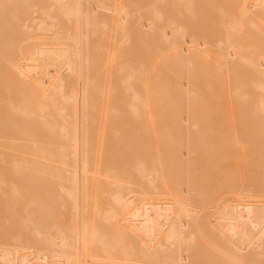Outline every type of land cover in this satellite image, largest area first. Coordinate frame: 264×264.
<instances>
[{
    "label": "bare ground",
    "instance_id": "bare-ground-1",
    "mask_svg": "<svg viewBox=\"0 0 264 264\" xmlns=\"http://www.w3.org/2000/svg\"><path fill=\"white\" fill-rule=\"evenodd\" d=\"M199 13H218V19L215 22L217 28L216 32H213V35H211L212 32L209 35L208 32L195 33L193 32L195 30L191 31L190 26L196 23ZM181 14L188 17V20L184 19L187 23L179 24L176 21L178 20L175 18L176 15L181 16ZM111 16L112 18L110 19L109 17ZM208 21H206V23L210 24L211 22ZM132 31L138 36V38H136L138 42L143 46L145 45L148 55L151 54L153 47L157 56L169 51V55L171 54V65L172 62L176 65L181 64L180 70L178 68L174 69L169 65L165 73L168 72L170 76L175 73L181 75L183 72H188L190 65L192 63L194 64L195 61L200 62L204 66L205 64L211 63V65L213 64L215 67L214 72L221 74L225 80V85L227 89H229V91H226L229 93L231 92L233 100L235 99L239 108L244 109V105L247 104L246 100L251 98L248 96L249 91H255L256 95H254V107L252 108L251 115H253L254 112L255 114L253 116L257 114L254 120H256V124H259V121L261 122L260 125L263 123L262 128L264 129V0H0V155H5L4 159H6V161L12 159L11 161H13L14 164H12L13 166L10 169L8 168V164L10 163H5L2 159L4 162L2 167L5 166V168L2 170L0 167V170H2L0 173H4L6 175H4L5 178L8 176L6 174L7 171H11L12 175L14 172L16 174L19 173V176H16L17 178L14 176L16 181H18L17 179H19L18 177H20L21 173V179L26 180L25 185L26 183L29 185L31 182H34V180L36 182L37 178H40L38 181L41 182L45 176L47 178L46 180L51 178V180L57 181L60 184L58 185L60 193L58 192L57 184L55 185L57 182L53 184L51 181V185L57 187L55 188L60 194L61 200L65 201L64 203L67 205L65 206L69 211L66 209L65 211L68 212L65 213V211H63L62 213L67 214L68 218L64 215L66 220L70 219L67 223L62 219L63 221L60 225L56 223V221H53L56 227L47 226V224L42 221L44 218L46 219V216L50 213L43 210L42 205L47 202L44 201L42 205L39 203V206L37 200H39L40 193L37 192L38 195L34 197V195L28 192L29 197L27 200L29 203L23 202L28 205L26 207L27 209L25 208L24 213H21V215L18 213L17 215L24 223V227L22 228L20 226V229H24L26 230L25 232H28L26 233L29 235L27 238H30V236L33 237V240L31 239L30 241L28 239L26 242L29 241L32 244H27L23 237L19 236L20 242H16L12 249L3 250L5 251V254L2 255L4 264H197L199 262L201 264L203 262V264H244L243 249L239 245H235V247L227 249L225 252L221 250L222 244L227 246V239L233 240L236 238V235L242 237V239L247 242L248 247H251L257 254L263 255L264 243H261L255 237L253 230L243 229L239 225L241 215L243 214L242 210L237 206L240 200L239 195L236 196L237 198L235 197V199H220L219 197V200L217 198V201H215L214 198L215 204L213 205L214 207H218V210L212 211V213L218 214L219 225L217 226L218 234H215L214 239L212 240L211 238L209 243L207 239L201 236L198 227H191L188 225L190 221L199 219L197 217L200 216V214H198L200 211L197 209L193 210L189 205L193 203L191 201L193 200V195H190L191 190L188 188L190 186L189 182L187 180L183 181L178 184V186L172 188L166 181L164 172L168 174V172L165 171L168 167V161H166L165 152H163L162 160L157 157L158 155H155L156 157L153 156L154 158H152V160L150 159V165L143 163V157L139 160L141 156L139 158L136 157L138 162L134 161V163H131L127 160V163L130 162L132 165L135 164L133 166V172H136V174L140 176V179L143 180L141 181L143 185L144 183H147L146 186L149 185L148 188L151 189L148 191L142 188L137 189L132 186L129 182L131 177L128 173H130V171L128 172L127 168L124 169V172L125 170L128 172H125L127 177L129 175V178H127L123 175V169L121 170L118 167L117 171V166L112 167L110 165L112 159L109 154V157L105 156V158L107 157V161L103 158L106 163L102 164V157H99V150L94 149L98 152L96 153L92 150L93 148H90V142L93 140L91 136H89V128L93 124H90L92 119L87 117V113H90V111L87 110L89 107H91L90 109L97 107L96 110L101 108L100 105L102 104L101 102L99 103L101 100L96 101L97 99L95 100V98L98 94L100 99H102L103 96L105 97L106 92L103 95L102 91L104 89V91H106V87H108H104L103 83H101L103 82L101 79H104L102 74L101 77H103L99 78L100 82L97 81V76L95 78L92 76L94 73L93 70L95 69L91 68L92 64H97V61L102 63L101 61L103 60L105 62L113 60L116 57V53L111 54L112 52L107 50L109 43L114 40H117L119 43H117L118 46L120 44L124 45L125 43H129L131 34L133 33ZM94 36L98 39H103L102 42H104V44H102L103 46L101 47L103 49H101L104 51L106 48L107 51L100 52L96 55V58L95 56L91 58L90 50L91 47H93L91 45V39H93ZM100 42L101 41H99V43ZM97 45L99 46V44ZM121 52V50L117 52L118 56ZM94 54L96 53L94 52ZM166 54H164V56ZM131 61H133V59ZM165 64L167 65V63ZM130 65L131 64H129V67H121L120 65V68L116 70L120 74L119 93L122 97H125V99L121 100V105L123 104L126 106L133 118L136 117V119L138 118V120H141L142 117L144 118L142 115L146 114V117L150 120L148 121L153 123V116H155L152 111L153 103L152 100L147 97L150 93L144 94L143 92V88L146 86L144 77L148 74V71L143 63L140 67H131ZM51 68L55 70L52 71ZM101 71L108 78V69H101ZM206 72L208 74L209 70ZM196 73L198 74V72ZM188 75L189 74H187V76ZM201 75L202 74H200V76ZM205 77L207 78V76ZM168 78L163 79L164 92L161 93L164 102L163 104L162 101L159 103L162 106L164 105L167 110H170L168 111L170 113L165 114L163 118L160 117L164 122V131H161V141H163L165 145L168 144V142L170 143V141H174L178 135L189 134L190 128L200 130V126L195 123V118H193L194 115L192 116V110H190V105L193 103H190V101L193 100V96L196 94V92L194 93L193 91V85L190 88L186 86L190 83V80L186 79L185 82H183L184 78L175 77L177 80L179 78V82H177L174 87L179 90L185 87L184 91L179 93L181 99L177 101V105L180 106L181 112L178 110L177 113L179 114H176V110H173L175 109V101L173 98L174 96L176 97L178 93L175 95L170 92L171 86L168 84ZM246 78H249L251 82L247 84L246 82L244 83L243 81ZM173 80L175 79L173 78ZM137 81L141 82L140 88L136 85ZM151 87L150 89H153V87ZM206 89L207 87H204V90ZM175 91L177 92L176 89ZM213 92L215 91L213 90ZM209 94L210 93H206V96L208 95L209 97L212 95V93L211 95ZM197 95H195V97H197ZM214 95L212 96L214 97ZM246 96L249 98H246ZM108 97L110 98V96ZM151 98L153 99V97ZM223 98L225 102L226 98ZM229 98L230 97H228L227 101ZM105 99L106 97L104 100ZM116 102L117 101H115V105H117ZM197 102H199V100ZM232 102L233 101L230 103ZM97 103L100 104V107ZM108 103L110 102L108 101ZM226 104L228 105L229 101ZM115 105H113L114 108L111 109L110 107V109L116 111L119 106L117 105L116 107ZM205 105L207 104L205 103ZM107 106H109V104H107ZM210 106L212 105L210 104ZM141 107L144 108V114H141ZM111 110L107 109L106 111L111 112ZM239 110L240 109H238V111ZM103 111L104 109H102V112ZM114 111L112 112L114 113ZM249 112H246V114ZM93 113L94 112H92V114ZM219 115L220 112L218 113V116ZM240 115L242 116V114ZM105 116L107 118L108 115ZM214 116L217 115L214 114L213 117ZM93 120L95 121H93L95 124V126L93 125L94 133L99 131L101 134L100 130H102V127L96 126L99 124L96 117ZM133 120L131 119V121ZM108 121H110V119ZM115 122L118 123L117 120ZM207 123L208 122H205V124ZM242 123H244V121ZM100 124H102V122ZM110 124H114V122ZM110 124L108 125L110 126ZM202 124L204 123L202 122ZM89 125L91 126L89 127ZM122 125L119 124V126ZM147 125H149V123ZM208 125H210V123ZM216 125L218 126V123ZM40 126L44 131L50 132L53 139H55L53 142L58 141L60 144L59 147L54 146L58 148L56 150L54 148L56 152L50 148L51 146H49L50 149H48V147L45 148V145L43 147L41 142L37 139L38 135L36 136L35 131ZM131 127L132 126H130V128ZM149 128L150 127H148V129ZM113 129L118 133L116 128ZM107 130L105 131L104 129L105 132H107ZM150 130L151 129H149V131ZM236 131H238L237 128ZM51 135H47L49 136L48 138H50ZM105 136L108 137L107 134ZM135 138L136 137L133 136V139ZM182 139L181 141L183 142ZM233 139L236 138L233 137ZM98 140L99 139H97V141ZM228 140H230V138H228ZM250 141L251 140H248L246 144ZM42 142H44V139ZM47 142L45 141V143ZM50 142L48 145L52 144ZM58 143L56 142L55 145H58ZM237 143L239 145L244 143L243 145L246 146L244 141L243 143ZM107 144L109 143L107 142ZM182 144V148L179 152L180 157H174L172 162H176V160L181 161L182 165L186 166L187 171L189 170L187 166L192 162L191 159H187L191 154L189 138L187 137ZM231 144H233V140ZM258 144H260V142L256 143L257 147L255 148H258ZM17 145L19 148L21 146V149L24 150L23 152H28L29 150L30 154L38 158L31 159V157H28L29 161L30 159L33 160L30 162L28 159L20 158V160L18 159L19 161L15 162L14 159L16 158H11V155L15 156L14 152H16ZM121 146H123V144ZM124 146L121 150H117L116 147V150L122 151ZM159 146L160 144L158 147ZM174 146H176V144ZM173 147L171 146V149ZM255 148L253 149L255 150ZM25 149H27V151ZM161 149L163 148L161 147ZM258 149L256 150L260 153L262 147L261 151L260 147ZM91 150L94 152H91ZM136 150H138V146ZM160 150L159 152H161ZM174 150H177V148ZM174 150L173 153L175 152ZM246 151L248 152V149ZM138 152H140V148ZM92 153H96V155ZM135 154L138 153L136 152ZM6 155H8V159L10 158L9 160L5 158ZM125 155L124 157H127V154ZM140 155H142V152ZM169 155L172 156L173 154L171 155L170 152ZM113 156L114 155H112V157ZM261 156L260 158L263 160ZM170 158L168 156V160ZM251 160L255 159L252 158ZM27 161L28 164H26ZM23 162L25 164H23ZM127 163L124 164L128 165L129 163ZM5 164H7L8 169H6ZM124 164H122V166ZM132 165L131 167L128 166L130 167L128 168L129 170H132ZM100 168H103V174L99 173L100 171L98 170H100ZM5 170L6 172H4ZM26 170L31 172L30 174L32 176L29 175ZM24 173L25 175L22 176ZM27 173L29 175L28 177L31 176L29 178L30 182L27 179L28 177H25ZM1 176L2 174H0V222L3 225L1 214H5L4 220H7V222L11 221L9 220L10 218H12L14 222V219L17 217L15 212L17 209H13V212V210L7 206L8 203H14L12 206H16L20 201L26 200L24 194L28 188L26 189V187L24 188L21 186L22 190H20L21 188L19 185L17 187L15 181L12 179L15 185H12V182L9 183L11 184L10 190L8 189L10 194H7L4 188L6 184L5 178ZM249 177L251 178V176H248V179H250ZM253 177H255V174ZM261 177L263 178L262 175ZM38 181L37 183H39ZM104 184L108 186L106 190L108 195L106 196L109 199V205L106 203L108 205L106 206L103 202L98 204L99 201H97L94 206H91L92 209L98 211V214L97 212L96 214L99 216L97 218H100V221H88L85 218V214V220L81 221L80 219H82L81 217L83 215H81L79 211H81V209L83 211L85 210L82 208L83 204L88 202L87 200H96V198L100 197L102 193L98 192L97 186L103 185V187L106 188ZM256 184L258 185V183ZM262 184L264 187V183ZM133 185L137 186L135 183ZM101 188L102 186H100L99 191L103 192ZM235 189L238 190L239 188L237 189L236 187ZM32 190L34 191V189ZM97 192L100 193V196L98 194L96 196ZM242 192L247 197H255L249 195L251 191H246V188ZM58 193L56 195L57 197L59 195ZM31 195L32 198L30 197ZM51 198L53 201L57 200H54V197ZM246 201L247 199L244 202ZM7 207L10 211V213L8 212L9 214L7 213ZM52 210V212H55L54 209ZM196 210L198 212H196ZM44 211L48 213L46 214ZM85 211H87V209ZM251 214L255 218L256 223L264 229V208L252 211ZM58 216L60 217V214H58ZM78 219L80 222L76 223ZM12 221L10 224L13 225L14 223ZM22 222L18 221V225ZM5 224L6 223H4V225ZM18 225L16 224L17 227H19ZM9 228H11V226ZM14 230H16V227H14ZM3 231L6 232L5 229ZM3 231L0 230V232ZM12 233L14 234L13 231ZM10 234L8 233V235ZM17 234L19 235L18 231L15 233L17 238H14L18 241L19 238ZM224 236L227 239H225ZM14 238L12 240H14ZM200 249H205L206 251L210 250L209 255L205 254L198 257L195 252Z\"/></svg>",
    "mask_w": 264,
    "mask_h": 264
},
{
    "label": "rangeland",
    "instance_id": "rangeland-1",
    "mask_svg": "<svg viewBox=\"0 0 264 264\" xmlns=\"http://www.w3.org/2000/svg\"><path fill=\"white\" fill-rule=\"evenodd\" d=\"M213 15H214V17H213ZM183 16V17H182ZM179 17H181V18H179ZM110 19L112 18V16L111 17H109ZM176 19H178V20H176L179 24H184V23H187V21H185L186 19L188 20V17L187 16H184L183 14H181V16L180 15H176V17H175ZM199 18V19H198ZM185 19V20H184ZM208 19H209V21H208ZM211 19H212V21H211ZM218 19V13H199V15L197 16V21H196V23L195 24H193V26H190V29H191V31H193V30H195V31H193V32H195V33H202V32H208V34L210 35L211 34V32H212V34L211 35H213L215 32H216V25H215V22H216V20ZM200 22H199V21ZM206 21H208V22H211L210 24L209 23H206ZM199 22V23H198ZM197 23H198V25H197ZM201 23V24H200ZM196 26V27H195ZM200 28H198V27ZM203 29H202V28ZM196 28H198V29H196ZM213 29V30H212ZM206 30V31H205ZM198 31V32H197ZM133 32V31H132ZM214 32V33H213ZM133 35H134V37H133ZM96 36H94L93 37V39H91V45L93 46V47H91V50H90V57L91 58H93L94 56H95V58H96V55L97 54H99L100 52H106L107 50L108 51H111L112 53L111 54H114V53H116V57L113 59V60H111L110 62H105L104 60L103 61H101L102 63H100L99 61H97V64H92V69L93 68H97L96 70L94 69L93 70V72L94 73H96V74H94L93 73V75L92 76H94V78L96 77L97 78V81H99L100 82V77H101V74L104 76V79H101V80H103V82H101V83H103V85H104V87H106V86H108V87H106L107 88V90L106 91H102V93H103V95H104V93L106 94L105 95V97H106V99L104 100V96L102 97V99H100V96H99V94L96 96V95H94V96H96V98H95V100L96 101H98V100H101V101H99V103L101 102V104L102 105H100V104H98L97 103V105L99 106H101V108H99L98 110H96L97 109V107L96 108H93V109H90L91 107H89L88 108V110L87 111H90V113L88 112H86L87 114V117H89V118H91L92 120L90 121V124H93L94 126H95V124H94V120L93 119H95V117H96V120H97V122L99 123V124H97V122H96V126H99V127H102V130H100L101 131V134H100V132L99 131H97V132H95L94 133V126L92 127L91 125H89V136H91V139L93 140H91L92 142H90L91 143V145H90V148H93L92 150H94V149H98L99 150V157H102L101 158V161H102V164H105L106 163V158H105V156H108L109 157V155H110V157H111V159H112V161H110L111 163H110V165L113 167H115V166H117V168H116V170L118 169V167H119V169H123L122 170V172L124 173L123 175H125L126 177H127V174L126 173H128L129 171H130V173H128V174H130V177H131V179L129 180V182L131 183V185L132 186H134V187H136L137 189H140V188H142L143 190H148V191H150V189L151 188H148L149 187V185L148 186H146V184L147 183H144V185L141 183V181H143L142 179H140V176L138 175V174H136V172H133V170H134V165H132L131 163H134V161L136 162H138V160H137V158H139L140 156V158H139V160H141V158H142V161H143V163H145L146 165L148 164V165H150V163H151V160H152V158H154V157H156L157 155V157H159L160 158V160H162V158H163V152H165L166 153V161H168V163H167V170H165L166 172H168V174L167 173H165L164 172V174H165V178H166V181H167V183L169 184V186H171L172 188L173 187H175V186H178V184H180L181 182H183V181H188L189 182V189L191 190V194L190 195H193V200H191L193 203H190L189 205L192 207V209L194 210V209H197V210H199L200 211V213L196 210V212H198V214H200V216H198L197 218H199V219H196V220H193V221H190L189 223H188V225L189 226H191V227H198V229H199V233L201 234V236L203 237V238H205V239H207V241L210 243V240H211V238H212V240L214 239V235L215 234H218V231H217V226L219 225L218 224V214H216V213H212V211H215V210H218V207H214V205L213 204H215V201H217V198H218V200H219V197H220V199H235V197L236 196H238L239 195V198H240V200H239V202H238V204H237V206L240 208V210H242V215H241V219H240V221H239V225L243 228V229H251V230H253L254 231V233H255V237L261 242V243H264V229L260 226V225H258L257 223H256V220H255V218L252 216V214H251V212L252 211H257V210H259L260 208H264V187H263V184L262 183H264V129L262 128V125H263V123H262V125H260V121H259V119H258V121H259V124H256V120H254V117H257V114H256V116H253L254 114H255V112L253 113V115H251L252 114V108L254 107L253 106V99L255 98L254 97V95H256V92L255 91H249V97H251V98H249L248 96H246V98H249V99H247L246 100V98H245V100L247 101H245L247 104H248V106H247V104L246 103H243V104H246V105H244L243 107H244V109L243 108H239L237 105V103H236V101H235V99L233 100V96H232V94H231V92L229 93L228 91H229V89H227V87H226V85H225V80L223 79V77L221 76V74H219L218 72V74L216 73V72H214V69H215V67L213 66V64L211 65V63L210 64H207V65H209V66H207L206 64H205V66L203 65V64H201L200 62H198V61H195L194 62V64L192 63L191 65H190V67H189V71L188 72H183L181 75H178L177 73H175V74H171V76H170V74L168 75V72H166L165 73V71H167V69H168V67H169V65H171V60H170V57H171V54L169 55V51H167V52H165V53H162L161 55H156V51L154 50V47H153V49H152V52H151V54L150 55H148V51H147V48H145V45L143 46V45H141L139 42H138V39H136V38H138V36L136 35V33H132L131 34V40L129 41V43H125L124 45L122 44H120L119 46L117 45V40L115 41H111L110 43H109V45H108V47H107V50H106V48H105V50L103 51L102 49V47L101 46H103L102 44H104V42H102V40L101 39H98L97 37L95 38ZM133 39V40H132ZM99 41H101L100 43H99ZM134 41V42H133ZM116 42V43H115ZM133 42V43H132ZM97 44H99V46L97 45ZM119 44V43H118ZM95 46V47H94ZM129 46V47H128ZM110 47V48H109ZM102 48V49H101ZM122 48V49H121ZM130 48H131V50H130ZM111 49V50H110ZM122 51L121 52V54H119V56H118V54H117V52L118 51ZM129 50V51H128ZM140 51V52H139ZM153 51H155V52H153ZM94 52L96 53V54H94ZM125 52H127V53H125ZM124 53V54H123ZM167 53V54H166ZM128 54V55H127ZM164 54H166L165 56H164ZM163 55V56H162ZM122 56V57H121ZM98 57V56H97ZM133 59V61H131ZM138 59V60H137ZM169 60H170V62H169ZM107 61V60H106ZM126 61H128V62H126ZM141 63H140V62ZM164 61V62H163ZM166 61V62H165ZM96 62V61H95ZM98 62H99V64H98ZM130 62V63H129ZM169 62V63H168ZM109 63V64H108ZM142 63H143V65L145 66V68L147 69V71H148V74L144 77V83H145V85L146 86H149V87H146V86H144V88H143V92H144V94H149L147 97L150 99V100H152V103H153V106H152V111H153V115H155V116H153L154 117V119H153V123H151V122H149L150 120L146 117V114L145 115H142V116H144V118L142 117H140L141 118V120H138V118L136 119V117L135 118H133L132 117V115L130 114V112L127 110V108H126V106H124L123 104L121 105V103H122V101L121 100H123V99H125V97H122L121 96V94L119 93L120 92V87H119V80H120V74H119V72H117L116 70L118 69V68H120V65H121V67L122 66H124V67H129V64H131L130 66L132 67H140V65H142ZM163 63V64H162ZM165 63H167V65L165 64ZM113 64V65H112ZM105 65V66H104ZM165 65V66H164ZM117 67V68H116ZM167 67V68H166ZM171 67L172 68H174V69H181V64H178V65H176V64H173V62H172V65H171ZM176 67V68H175ZM194 67H195V69H194ZM202 67H205V68H202ZM165 68H166V70H165ZM101 69L103 70V69H105V70H107L108 69V72H109V74L107 73V71H106V73H107V75H108V78L102 73V71H101ZM51 70L52 71H54L52 68H51ZM196 70V71H195ZM200 70H202V71H200ZM207 70H209V72H208V74H207ZM99 71V72H98ZM113 71V72H112ZM191 71V72H190ZM204 71V72H203ZM211 71V72H210ZM117 72V73H116ZM196 72H198V74L196 73ZM98 73H100V74H98ZM112 73V74H111ZM189 74L188 76H187V74ZM99 75V77H98V75ZM193 74H195V75H193ZM197 74V75H196ZM200 74H202L201 76H200ZM210 74V75H209ZM113 75V76H112ZM115 75V76H114ZM168 75V76H167ZM182 75H184V76H182ZM102 76V77H103ZM170 76V77H169ZM172 76H174V77H172ZM182 77V78H184V81L183 82H185V80L186 79H188V80H190L189 82L190 83H188L186 86L187 87H192V85H193V91H194V93L196 92V94H194V98H193V100L192 101H190V103L191 102H193V103H191L192 105H190V110H192L191 111V114H192V116H193V118H195V123H197L199 126H200V130H196L195 128H190V132H189V134H181V135H178V136H176V139L174 140V141H170V143L168 142V144H164L163 143V141H161L162 140V132L164 131V122L162 121L163 119V116H165V114H168V113H170V112H168V111H170V110H167V108H165V106L163 105H161V104H159L160 103V101H162V104H163V100H164V98H163V95H162V93L164 92V88H163V86H164V82H163V79L164 78H168V84L171 86V93H174L175 95L177 94V96L175 97L174 96V98H173V100L175 101V106H174V108L175 109H173V110H176L175 111V113L176 114H179V113H177L178 112V110H179V112H181V109H180V106H178L177 105V101H179L180 99H181V97L179 96V93L180 92H182V91H184V88H182V89H178V88H175L174 86H175V84L177 83V82H179V78H178V80L175 78V77ZM200 76V77H199ZM205 76H207V78L205 77ZM101 77V78H102ZM105 77H106V79H105ZM112 77H114V78H112ZM203 77H205V78H203ZM220 77V78H219ZM173 78L175 79V80H173ZM201 78V79H200ZM203 78V79H202ZM221 79V80H220ZM108 80V81H107ZM148 80V81H147ZM156 80H159V81H156ZM162 80V81H161ZM172 81H173V83H172ZM222 82V83H221ZM244 83L246 82V84L247 83H250L251 81L249 80V78H246L244 81H243ZM106 83V84H105ZM113 83H115V84H113ZM160 83V84H159ZM220 83H221V85H220ZM113 86H112V85ZM152 84V85H151ZM161 84H162V86H161ZM111 85V86H110ZM114 85H115V87H114ZM136 85L138 86V88H140V86H141V82H139V81H137L136 82ZM156 85H158V86H160V87H158V86H156ZM211 85V86H210ZM153 87V89H150V87ZM195 86V87H194ZM196 86H197V88H196ZM111 87H112V89H111ZM118 88V90H117V88ZM151 87V88H152ZM155 87V88H154ZM204 87H207V91L206 90H204ZM147 88V89H146ZM163 88V89H162ZM211 88H212V90H211ZM226 88V89H225ZM113 89H116V90H113ZM157 89H159V90H157ZM175 89L177 90V92L175 91ZM197 89V90H196ZM218 89V90H217ZM110 90V91H109ZM147 90V91H146ZM157 90V91H156ZM161 90V91H160ZM202 92H201V91ZM213 90L215 91V92H213ZM226 90H228V91H226ZM93 92H94V90H93ZM117 92V93H116ZM147 92V93H146ZM155 92V93H154ZM162 92V93H161ZM225 92H226V94H225ZM228 92V93H227ZM96 93V92H95ZM110 93V94H109ZM206 93H210L209 95H211V93H212V95H214V93H215V95H214V97L211 95V96H209L208 97V95L206 96ZM153 94V95H152ZM161 94V95H160ZM198 94V95H197ZM201 94V95H200ZM203 94H204V96H203ZM219 94V95H218ZM225 94V95H224ZM195 95H197V97H195ZM200 95V96H199ZM252 95V96H251ZM108 96H110V98L108 97ZM199 96V97H198ZM219 96H222V97H219ZM109 99H108V98ZM151 97H153V99L151 98ZM156 97V98H155ZM202 97V98H201ZM223 97H225L226 98V100H225V102H224V98ZM228 97H230L229 98V104L227 105L226 103H228V101H227V99H228ZM179 98V99H178ZM198 98V99H197ZM199 98H201V99H199ZM222 98V99H221ZM113 99V100H112ZM162 99V100H161ZM192 99V98H191ZM190 99V100H191ZM203 99V100H202ZM212 99H214V100H212ZM230 99H231V101H233L232 103H230L231 101H230ZM94 100V101H95ZM110 102V103H108V101ZM121 102H120V101ZM199 100V102H197ZM205 100V101H204ZM115 101H117L116 102V104L119 106L118 108H119V113H120V115H119V113H118V108H117V112L116 111H114V110H111L112 108H114V106L113 105H115ZM227 101V102H226ZM250 101V102H249ZM158 102V103H157ZM207 104V105H205V103ZM104 103V104H103ZM123 103H124V101H123ZM199 103V104H198ZM202 103V104H201ZM204 103V104H203ZM208 103H209V106H208ZM215 103V104H214ZM107 104H109V106H107ZM156 104H157V106H156ZM196 104V105H195ZM210 104L212 105V106H210ZM104 105V106H103ZM110 105H112V106H110ZM117 105H115L116 107H117ZM161 107H160V106ZM195 105V106H194ZM197 105H199V106H197ZM241 105V104H240ZM239 105V106H240ZM120 106H121V108H120ZM123 106V107H122ZM177 106V107H176ZM235 106H237V107H235ZM103 107V108H102ZM110 107H111V109H110ZM231 107V108H230ZM250 107V108H249ZM142 108V107H141ZM197 108V109H196ZM220 108V109H219ZM233 108V109H232ZM102 109H104V111L102 112ZM107 109H109V110H111V112L109 111V112H107L106 110ZM169 109V108H168ZM238 109H240L239 111H238ZM93 110V111H92ZM97 111V113H96V111ZM243 110V111H242ZM250 112H249V111ZM101 111V112H100ZM112 111H114V113L116 114H114ZM144 108H142V110H141V114L143 113L144 114ZM167 113H166V112ZM254 111V110H253ZM50 112H52V111H50ZM92 112H94L93 114H92ZM220 112V118H219V116H218V113ZM233 112H234V114H233ZM242 112V113H241ZM246 112H249V113H247L246 114ZM245 113V114H244ZM53 114V113H52ZM91 114H92V117H91ZM122 114V115H121ZM196 114V115H195ZM217 115V116H214L213 117V115ZM233 114V115H232ZM240 114H242V116L240 115ZM95 115V116H94ZM105 115H108L107 116V118H106V116ZM120 116V118H119V116ZM156 115H157V117H156ZM160 115V116H159ZM246 115V116H245ZM198 118H197V117ZM200 116V117H199ZM236 117V118H234V117ZM238 116V117H237ZM241 116V117H240ZM245 118H244V117ZM248 116H249V119H248ZM131 117V118H130ZM139 117V116H138ZM160 117H162V118H160ZM217 117V118H216ZM222 117V118H221ZM233 117V118H232ZM218 121H216L215 119ZM219 118V119H218ZM224 118V119H223ZM229 118V119H228ZM242 118V119H241ZM253 118V119H252ZM110 119V121H108ZM112 119H116L117 121H118V123L117 122H115L116 120H112ZM120 119H122V120H120ZM124 119V120H123ZM131 119L134 121H131ZM136 119V120H135ZM204 119V120H203ZM209 119V120H208ZM239 119V120H238ZM241 119V120H240ZM257 119V118H256ZM103 120V121H102ZM149 120V121H148ZM158 120V121H157ZM212 120H213V122H212ZM236 120V121H235ZM251 120V121H250ZM254 120V121H253ZM94 121V122H93ZM197 121H199V122H197ZM210 121V122H209ZM220 121V122H219ZM238 121V122H237ZM244 121V123H242ZM246 121V122H245ZM257 121V122H258ZM91 122H93V123H91ZM102 122V124H100ZM108 122V123H107ZM114 122V124H110V123H113ZM202 122L204 123V124H202ZM205 122H208L207 124H205ZM218 123V126L216 125L217 123ZM223 122V123H222ZM116 123H117V125H116ZM131 123V124H130ZM135 123V124H134ZM149 123V125H147ZM151 123V124H150ZM210 123V125H208ZM220 123V124H219ZM226 123V124H225ZM108 124H110V126L108 125ZM119 124H124V125H122V126H119ZM129 124H130V126H132L131 128H130V126H129ZM202 124V125H201ZM224 124V125H223ZM246 124V125H245ZM101 125V126H100ZM104 125H106V126H104ZM116 125V126H115ZM128 125V126H127ZM221 125V126H220ZM232 125V126H231ZM250 125V126H249ZM254 125V126H253ZM259 125V126H258ZM146 126V127H145ZM226 126V127H225ZM106 127V128H105ZM117 127H119V128H117ZM148 127H150L149 129H151L150 131H149V129H148ZM217 127V128H216ZM218 127H221V128H218ZM261 127V128H260ZM113 128H116V130H118V133L116 132V131H114L115 129H113ZM145 128H147V129H145ZM161 128V129H160ZM230 128V129H229ZM236 128H237V130L238 131H236ZM258 128V129H257ZM259 128H260V130H259ZM104 129H105V131L108 129L109 131H113V132H109L108 130H107V132H105L104 131ZM243 129V130H242ZM249 129V130H248ZM143 130V131H142ZM146 130H148V131H146ZM225 130H228L229 131V133H228V131H225ZM246 130V131H245ZM255 130H256V132H255ZM263 130V131H262ZM43 131V132H42ZM121 131V132H120ZM124 131V132H123ZM162 131V132H161ZM232 131V132H231ZM254 131V132H253ZM260 131V132H259ZM114 132H116V133H114ZM237 132V133H236ZM245 132V133H244ZM253 132V133H252ZM47 136V135H51L50 134V132L48 131H44V129H42V127L40 126L39 128H37L36 129V131H35V134H36V136H37V139L41 142V144H42V146L44 147V145H45V148L46 147H48V149H50V148H52V150H54V148H55V150L56 149H58V148H56V147H54V146H60V144L58 143V141H55V142H53L55 139H53V137H52V135H51V139L50 138H48L49 136H45L44 134ZM92 133V134H91ZM110 133V134H109ZM116 134V135H112V134ZM148 133V134H147ZM262 133V134H261ZM91 134V135H90ZM100 134V135H99ZM107 134V136L108 137H106L105 135ZM122 134V135H121ZM232 134H233V136H232ZM237 134V135H236ZM245 134V135H244ZM249 134H250V137H249ZM131 135V136H130ZM247 135V136H246ZM257 135V136H256ZM106 138H105V137ZM124 136V137H123ZM127 136V137H126ZM129 136V137H128ZM133 136L134 137H136L135 139H133ZM157 136V137H156ZM212 138H211V137ZM236 136V137H235ZM240 136H241V138H240ZM95 137H96V140H95ZM112 139H111V138ZM189 138V140H190V146H191V154L187 157V159H191V163L189 164V166H187V168L189 169V170H187L186 171V166H183L182 165V163H181V161H177L176 160V162H172V159H174V157H180V155H179V152H180V150H181V148H182V143L186 140V138ZM233 137L234 138H236V139H233ZM247 139H246V138ZM252 137V138H251ZM44 139V142H42L43 141V139ZM105 138V139H104ZM127 138V139H126ZM183 138V139H182ZM228 138H230V140H228ZM238 138V139H237ZM239 138H240V141H239ZM48 139H49V141H48ZM53 139V140H52ZM97 139H99L98 141H97ZM103 139V140H102ZM109 139V140H108ZM132 139V140H131ZM181 139L183 140V142L181 141ZM245 139V140H244ZM107 140V141H106ZM112 140V141H111ZM114 140V141H113ZM225 140H228V141H225ZM232 140H233V144H234V146H233V144H231L232 143ZM235 140V141H234ZM248 140H251L250 142H248L249 143V145H248V143L246 144V142L248 141ZM255 140V141H254ZM45 141L47 142V143H45ZM50 141H52V142H50ZM95 141V142H94ZM110 141V142H109ZM117 141V142H116ZM118 141H119V143H118ZM140 141V142H139ZM142 141V142H141ZM177 141V142H176ZM179 141H180V143H179ZM231 141V142H230ZM243 141L245 142V144H246V146H244L243 144ZM254 143H253V142ZM52 143V144H49L48 145V143ZM58 143V145L56 144L55 145V143ZM94 142V143H93ZM103 142V143H102ZM107 142L109 143V144H107ZM115 145H113L112 143ZM159 142V143H158ZM182 142V143H181ZM230 142V143H229ZM237 142H242L243 144H238ZM260 142V144H258L259 146H258V148L260 147V151H261V147H262V151L259 153L258 151H259V149L258 148H255V147H257L256 146V143H259ZM111 143V144H110ZM118 144V145H116V144ZM126 143V144H125ZM172 143V144H171ZM95 144V145H94ZM99 144V145H98ZM123 144V146H124V149H122V151H117V150H121V148H123V146H121ZM160 144V146L158 147V145ZM176 144V146H174ZM230 144V145H229ZM239 146H238V145ZM254 144V145H253ZM53 145V146H52ZM102 145V146H101ZM111 145H112V147L114 148H112L111 147ZM168 145H169V147H168ZM237 147H236V146ZM261 145V146H260ZM263 145V146H262ZM49 146H51L50 148H49ZM110 146V147H109ZM129 146V147H128ZM136 146V147H135ZM137 146H138V150H136L137 149ZM171 146L175 149V148H177V150H174L173 148L171 149ZM211 146V147H210ZM241 146V147H240ZM101 147V148H100ZM104 147H105V149H104ZM108 147V148H107ZM116 147H117V150H116ZM161 147L163 148V149H161ZM246 147V148H245ZM103 148V149H102ZM110 148H111V150H110ZM119 148V149H118ZM139 148H140V152H138L139 151ZM169 148V149H168ZM253 148H255V150L253 149ZM21 149V146H20V148H19V146L17 145L16 146V152H14L15 153V156H13V155H11L12 157L11 158H13L14 159V157L16 158V159H14L15 160V162L16 161H19L20 160V158H22V159H28V161H29V158L31 157V159H34V158H38L37 156H33L32 154H30L29 153V150H28V152H23L24 150H20ZM107 149V150H106ZM109 149V150H108ZM161 149V150H160ZM248 149V152L246 151V150ZM256 149H258V151L256 150ZM26 151H27V149H25ZM54 150V151H55ZM91 150V152H96V153H98L96 150H94V151H92ZM159 150L161 151V152H159ZM173 150L175 151L174 153H173ZM204 150V151H203ZM241 150H242V152H243V154H242V152H241ZM103 153H102V152ZM107 151V152H106ZM117 151V152H116ZM128 151H130V152H128ZM135 151V152H134ZM177 151V152H176ZM255 151H257V152H255ZM56 152V151H55ZM138 153V154H135V153ZM141 152H142V155H144L145 156V158H144V156H142V155H140L141 154ZM170 152H171V155L172 156H170L169 154H170ZM193 152V153H192ZM207 152V153H206ZM23 153V154H22ZM26 153V154H25ZM28 153V154H27ZM96 153L94 154V153H92L93 155H96ZM107 153V154H106ZM132 155H131V154ZM250 153V154H249ZM91 154V155H92ZM102 156H101V155ZM109 154V155H108ZM122 154V155H121ZM125 154H127V157H124V156H126ZM160 154H162V155H160ZM248 154H249V156H248ZM253 154V155H252ZM29 155V156H28ZM112 155H114L113 157H112ZM118 155V156H117ZM134 155V156H133ZM136 155V156H135ZM137 155H139V156H137ZM156 155V156H155ZM243 155H244V157H243ZM262 155V156H261ZM2 156H3V158H2ZM4 156L5 155H0V167H1V169L3 170L4 168H5V166H3L2 167V164L5 162H9L10 164H8L9 165V167L7 166V164H5L6 165V169H8V168H10L11 169V167L14 165L13 164V161H6V159H4ZM18 158H17V157ZM33 156V157H32ZM133 156V157H132ZM154 156V157H153ZM168 156H169V160H168ZM260 156L261 157H263V160H262V158H260ZM8 157V155H6V157L5 158H7ZM29 157V158H28ZM117 157H121L120 159L119 158H117ZM129 157V158H128ZM132 157V158H131ZM137 157V158H136ZM204 157V158H203ZM256 157V158H255ZM103 158H105V160L106 161H104V159ZM123 158V159H122ZM131 158V159H130ZM186 158V157H185ZM255 159V160H251V159ZM2 159L4 160V162L2 161ZM10 159V158H9ZM8 158H7V160H9ZM19 159V160H18ZM30 159V161H33V160H31ZM136 159V160H135ZM151 159V160H150ZM199 159H201V160H199ZM249 159V160H248ZM125 160V161H124ZM127 160L128 161H130V162H128L127 163ZM259 160V161H258ZM21 161H25V160H21ZM28 161L26 162V164H28ZM29 161V162H30ZM133 161V162H132ZM196 161H198V162H196ZM241 161V162H240ZM245 161V162H244ZM261 161V162H260ZM14 162V163H15ZM104 162V163H103ZM117 162V163H116ZM178 162V163H177ZM181 164H180V163ZM258 162V163H257ZM18 163V162H17ZM20 163V162H19ZM124 163H127L128 165H126V164H124ZM260 163V164H259ZM13 164V165H12ZM23 164H25L24 162H23ZM122 164H124L125 166H127V167H125L124 165L122 166ZM174 164H176V165H174ZM207 164V165H206ZM258 164V165H257ZM11 165V166H10ZM131 165H132V170H129L128 168H130L131 167ZM224 165H226V166H224ZM255 165V166H254ZM121 166V167H120ZM128 166H130V167H128ZM177 168H176V167ZM203 166V167H202ZM8 167V168H7ZM123 167V168H122ZM174 167V168H173ZM179 167H181V168H179ZM127 168V170H128V172L125 170V172H124V169H126ZM169 168V169H168ZM171 168V169H170ZM179 168V169H178ZM202 168V169H201ZM12 169H14V168H12ZM2 170H0V172L2 171ZM198 170V171H197ZM12 171H15V170H12ZM98 171H100L99 173L100 174H103V168H100V170H98ZM118 171V170H117ZM173 171H175V172H173ZM196 171V172H195ZM253 171V172H252ZM257 172V174H256V172ZM4 172H6V170L4 171ZM26 172H28L27 170H26ZM122 172H121V174H122ZM132 172V173H131ZM189 172V173H188ZM29 173V175H31L30 173L31 172H28ZM28 173H27V176H25V177H28L29 175H28ZM120 173V172H119ZM135 173V174H134ZM199 173V174H198ZM260 173V174H259ZM0 174H2V176L1 177H3V178H5V174L4 173H0ZM6 174L8 175L4 180H5V193H7V194H10V191H8V189L10 190V188H11V184L12 185H15L16 184V186L18 187V185H19V187L21 188V186L22 187H26V193L24 194V197H25V199L27 200L28 199V192H29V194H32V195H34V197H36V195H38L37 194V192H39L40 194V197H39V200H37V203L39 204V203H41V205H42V203L44 202V201H46L47 203H43V210H45V211H48V212H50V213H48V212H45L46 214L48 213V215L46 216V219L44 218L42 221L44 222V223H46L47 224V226H54V227H56V224L54 225V223H53V221H56V223H58L59 225H60V223H62V221L63 220H65L64 222L65 223H67L70 219H68V220H66V218H65V216L64 215H66V217H67V214H65V213H67L68 211H69V209L66 207L67 205L64 203L65 201L63 200H61V197H60V192H59V186L58 185H60L57 181H53V180H51V178L50 179H48V180H46L47 178H46V176L43 178V180H42V178H41V182H39L38 181V179L40 180V178H37V180H36V182H35V180H34V182H31L29 185H28V183H26V185H25V182H26V180H23V179H21V173H20V177H18L19 179H17L18 181H16V176L19 174H16L15 172H14V174L12 175V172L10 171H7L6 172ZM254 174H255V177H253L254 176ZM5 175V176H4ZM25 175V173L22 175V176H24ZM123 175H122V177H123ZM134 175V176H133ZM169 177H168V176ZM261 175L263 176V178L261 177ZM9 176H11V177H9ZM13 176V177H12ZM16 178H15V177ZM19 176V175H18ZM32 176V175H31ZM30 176V177H31ZM38 176V175H37ZM137 176V177H136ZM138 176H139V179H138ZM248 176H251V178L250 179H248ZM30 177H28L27 179L29 180V178ZM34 177H35V179H36V176H35V174H34ZM34 177H33V179H34ZM40 177V176H39ZM246 177H247V179H246ZM258 177V178H257ZM23 178V177H22ZM124 178V177H123ZM127 178H129V175H128V177ZM12 179L15 181V184H14V181L12 182ZM256 179H258V180H256ZM23 180V181H22ZM32 180V179H31ZM127 180V179H126ZM134 180V181H133ZM19 181H20V183H19ZM37 181L40 183V184H42L43 185V183H44V185L42 186V185H40L39 183H37ZM46 181H48V182H46ZM53 182V184L55 183V182H57V183H55V185L56 186H58V192L56 191V186H54V185H51L52 184V182ZM133 181V182H132ZM136 181V182H135ZM255 181H256V183H258V185L255 183ZM10 182H12L11 184H9ZM22 182V183H21ZM24 182V183H23ZM29 182H30V180H29ZM145 182V181H144ZM246 182V183H245ZM35 183V184H34ZM135 183V184H137V186L136 185H133V184ZM21 184V185H20ZM24 184V185H23ZM259 184H260V186H261V188H260V186H259ZM105 185V184H104ZM139 185H140V187H139ZM257 185V186H256ZM54 186V187H53ZM100 186H102V188H101V190L103 191V192H101V191H99V189H100ZM256 186V187H255ZM7 187V188H6ZM46 187V188H45ZM51 187V188H50ZM53 187V188H52ZM56 187V188H55ZM99 187V188H98ZM105 187L106 188H104L103 187V185H99V186H97V190H98V192H100V193H102V195L100 196V193H96V196H97V194L100 196V197H98V198H96V200H87L88 202H86V203H84L83 204V206H82V208L83 209H87V211H83L82 209H81V211H79L80 212V214L81 215H83L81 218L82 219H80L81 221L82 220H85V218H86V220H90V221H100V218H97V217H99L97 214H98V211L97 210H94V209H92V207L91 206H94L95 204H96V202L97 201H99V203L98 204H100L101 202H103V204L105 203H107L108 205H109V199H108V197L106 196V195H108L107 194V192H106V190H107V187L108 186H106L105 185ZM139 187V188H138ZM183 187H186V186H183ZM237 187V189L238 190H236L235 188ZM19 188V189H20ZM23 188V189H24ZM103 188H104V190H103ZM233 188V189H232ZM246 188V191L247 190H250L251 192H250V194H249V192H248V194L249 195H251V196H255V197H247L242 191L244 190ZM248 188V189H247ZM32 189H34V191L32 190ZM49 189V190H48ZM235 189V190H234ZM20 190H22V188L20 189ZM31 190V191H30ZM55 190V191H54ZM33 191V192H32ZM229 191H231V192H229ZM9 192V193H8ZM59 194L58 195V197L56 196L57 195V193ZM106 194H105V193ZM234 192V193H233ZM193 193V194H192ZM230 193V194H229ZM236 193V194H235ZM231 194H233V195H231ZM32 195L30 196L31 198H32ZM49 195H50V197H49ZM42 196V197H41ZM45 196V197H44ZM222 196V197H221ZM256 196H257V198H256ZM48 197V198H47ZM51 197H54V200L55 199H57V200H55V201H53L52 200V198ZM41 198V199H40ZM214 198H215V201H214ZM237 198V197H236ZM60 199V200H59ZM98 199V200H97ZM101 199H102V201H101ZM192 199V198H191ZM199 199V200H198ZM200 199H202V200H200ZM247 199V201L246 202H244L245 200ZM26 200H24V201H20L19 203H17V207L14 205V206H12V204H14V203H12V204H10V203H8V205L7 206H9L10 208H11V210H13V209H17V210H15V212H16V215H17V213L19 214V215H21V213H24V211H25V208L28 206V205H26V204H24V203H29L28 202V200H27V202H26ZM50 200V201H49ZM58 201H59V204H58ZM62 201V202H61ZM24 202V203H23ZM53 202V203H52ZM91 202H92V204H91ZM212 203V204H211ZM48 204V205H47ZM91 204V205H90ZM106 204V206H108ZM1 205H3V204H1ZM66 205V206H65ZM213 205V206H212ZM39 206H40V204H39ZM100 207H102L101 205H99ZM15 207V208H14ZM19 207H20V209H19ZM44 207H47V208H44ZM104 207V206H103ZM27 209V208H26ZM46 209H48V210H46ZM52 209H54V211L55 212H52L53 210ZM58 211H60V212H58ZM66 209H68V211L66 212L65 210ZM91 209V210H90ZM63 211H65V213H62ZM89 211H90V213H89ZM10 213V211L8 210V207H7V213ZM13 212H14V210H13ZM92 212V213H91ZM94 212V213H93ZM96 212H97V214H96ZM195 212V211H194ZM8 213V214H9ZM12 213V212H11ZM53 213V214H52ZM54 214H55V216H54ZM58 214H60V217L58 216ZM84 214H85V218H84ZM95 214V215H94ZM63 215V216H62ZM89 215H90V217H89ZM93 215H94V218H93ZM87 216V217H86ZM4 217H5V214H1V218H2V220H3V225H4V223H6L4 226L2 225V223L0 222V230L1 231H3L4 229H5V231L6 232H0V264H4L3 263V260H2V255H4L5 254V251L8 249H12L13 248V245L16 243V242H20L21 240H20V237L19 236H22L23 237V239L25 240V242H26V240H30L31 241V239L33 240V237L32 236H30V238H27L29 235L28 234H26V233H28V232H25L26 230H24V229H20L21 227L23 228L24 227V223L22 222V220L21 219H19L18 218V215H17V217L14 219V222L12 221V218H10L9 220H11L14 224L12 225V224H10L11 223V221L10 222H7V220H4ZM53 217V218H52ZM55 217V218H54ZM65 218V219H64ZM68 218V217H67ZM84 218V219H83ZM17 219H18V221L19 222H22L21 224H19L18 225V221H17ZM55 219V220H54ZM61 220V221H57V220ZM63 219V220H62ZM76 220V223H79L80 222V220ZM99 219V220H98ZM1 220V221H2ZM8 220V221H9ZM51 220H52V223H51ZM5 221V222H4ZM63 222V223H64ZM8 223V224H7ZM16 224L19 226V227H17L16 226ZM53 224V225H52ZM11 226V228H9L10 226ZM62 225V224H61ZM3 226V227H2ZM7 226H9V227H7ZM21 226V227H20ZM5 227V228H4ZM14 227H16V230L17 229H19V230H17L18 231V233H19V235L17 234V236H18V238H19V240L17 241V239H15V238H17L16 236H15V233H17V231L16 230H14ZM2 228H3V230H2ZM8 228V229H7ZM11 229V230H10ZM21 230V231H20ZM7 231H10V232H7ZM12 231L14 232V234L12 233ZM7 233V234H6ZM8 233L10 234V233H12V234H10V235H8ZM21 234V235H20ZM12 235V236H11ZM9 236V237H8ZM15 237V238H14ZM32 237V238H31ZM14 238V240H12ZM224 238L225 239H227L225 236H224ZM16 240V241H15ZM23 240V241H24ZM35 241V240H34ZM33 241V242H34ZM227 241L228 242H226V244H227V246L226 245H224V244H222V246H221V250L223 251V252H225L227 249H230V248H232V247H235V245H239L240 247H242V249H243V257H244V264H264V253H263V255H260V254H257L254 250H252V248L251 247H248V244H247V242L245 241V240H243L242 239V237H239V236H237L236 235V238L235 239H230V240H228L227 239ZM13 242V243H12ZM29 242V241H28ZM26 242L27 244H30L31 242ZM24 243V242H23ZM35 243V242H34ZM32 244V243H31ZM230 244H232V245H230ZM4 245H5V247H4ZM264 245V244H263ZM5 249V251H3ZM196 254H197V256L198 257H201V256H203V255H205V254H207V255H209V253H210V250L209 251H206L205 249H200L199 251H196L195 252ZM195 255V254H194ZM208 262V261H207ZM204 263V262H203ZM202 263V264H203ZM197 264H201L200 262L199 263H197ZM210 264H212V263H210ZM215 264V263H214Z\"/></svg>",
    "mask_w": 264,
    "mask_h": 264
}]
</instances>
